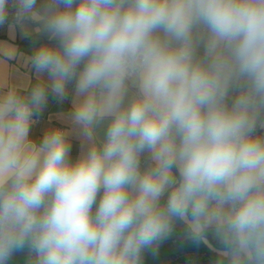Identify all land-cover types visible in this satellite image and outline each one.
<instances>
[{
  "label": "clouds",
  "instance_id": "obj_1",
  "mask_svg": "<svg viewBox=\"0 0 264 264\" xmlns=\"http://www.w3.org/2000/svg\"><path fill=\"white\" fill-rule=\"evenodd\" d=\"M4 25L47 42L0 91V264H143L178 223L264 264V0H0Z\"/></svg>",
  "mask_w": 264,
  "mask_h": 264
},
{
  "label": "crops",
  "instance_id": "obj_2",
  "mask_svg": "<svg viewBox=\"0 0 264 264\" xmlns=\"http://www.w3.org/2000/svg\"><path fill=\"white\" fill-rule=\"evenodd\" d=\"M44 42L47 41L36 37L35 34L31 37L23 36L18 28L9 29L7 25L0 27V91L9 87L27 88L35 82V74L29 65L28 57L35 46ZM42 79H46V76ZM73 88V85L69 86V95L63 101L49 95L42 113L34 118L37 122L31 129V139L39 142L43 134L51 128H70L67 114L72 109ZM81 143L79 136L74 133L71 138L72 159L78 156ZM143 161L142 157V164ZM216 246L218 245L211 235L205 243H193L185 236L183 225L178 223L174 233L159 245L157 255L150 251L145 252L143 264H171L169 257L174 254H177L184 264H215ZM26 260V251L17 252L9 264H26Z\"/></svg>",
  "mask_w": 264,
  "mask_h": 264
},
{
  "label": "built area",
  "instance_id": "obj_3",
  "mask_svg": "<svg viewBox=\"0 0 264 264\" xmlns=\"http://www.w3.org/2000/svg\"><path fill=\"white\" fill-rule=\"evenodd\" d=\"M14 12V9H13V7H12V5H11V3L9 4V20L11 21V19H12V13ZM5 26V25H4ZM3 27V26H2ZM259 131V130H258ZM169 262L171 263V264H184V261L181 259V258H179V256L177 255V254H174V255H171L170 257H169Z\"/></svg>",
  "mask_w": 264,
  "mask_h": 264
}]
</instances>
